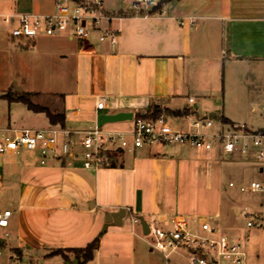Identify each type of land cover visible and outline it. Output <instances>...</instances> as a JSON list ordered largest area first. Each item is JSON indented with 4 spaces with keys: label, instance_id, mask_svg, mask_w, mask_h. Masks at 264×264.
<instances>
[{
    "label": "crops",
    "instance_id": "crops-1",
    "mask_svg": "<svg viewBox=\"0 0 264 264\" xmlns=\"http://www.w3.org/2000/svg\"><path fill=\"white\" fill-rule=\"evenodd\" d=\"M182 2L161 0L159 8L166 13L153 15L139 13L133 6L110 10L105 5L114 17L105 25L119 30L115 44L101 42L98 31H93L87 41L71 38L66 33L37 38L40 46L55 47L53 56L61 64L60 72L76 70L75 75L64 76L75 81V88L53 92L61 100L66 125L63 128L50 122V127L71 131L72 152L58 157L50 155L45 164L41 163L38 152L8 153L7 159L1 157L0 170L3 171L6 162L9 163L3 171L2 189L15 195L19 208L32 207L49 212V236L43 238L48 256L55 255L51 252L59 248L85 247L100 235L99 248L84 264L151 262L150 254L145 253L141 246L148 237L140 222L133 223L132 220L131 223L124 217L122 224L133 228L123 230L119 227L122 224H117L103 232L106 214L125 207L124 202L105 201V197L109 198L113 193L127 192L131 195L132 205L126 206L129 209L127 215L131 219L150 215L152 221L146 220L150 226L175 211L199 214L185 212L189 205L183 199L190 188L192 167L200 161L197 154L182 157L165 145H146L132 150L111 151L106 166L86 169L79 142L84 131L97 126L100 113L126 111L133 112L135 116L153 111L156 106L188 110L187 114L174 116L177 118L188 115L191 120L189 112L194 110L201 117L218 115L220 119H214L227 124V127L232 123H247L239 118V114L248 108L253 109V105L238 107L241 101L237 98L230 99L227 106L202 100L204 96L209 100L218 92L228 66L233 72L241 71L245 64L264 62V0H188L181 5ZM29 93L40 96L44 92L31 90ZM102 96L108 97L111 108L99 111L96 102ZM190 97L195 99L193 104L189 102ZM41 105L57 112L49 105ZM52 105L55 107V103ZM222 118H226L228 123ZM132 124V119L117 121L106 129H127ZM63 139L64 135L60 134L59 140ZM208 152L227 159V167L236 176L240 177L245 172L242 162L237 161L249 159L238 155L226 157L218 149ZM208 163L210 165L211 162ZM259 172L263 179L262 167ZM211 173L208 165L206 169H200L198 165L194 169L196 176L208 174L210 177ZM94 194L95 198L91 200ZM138 194L144 195L142 201H139ZM157 194L165 197L158 198ZM85 203L90 205L87 207ZM258 205L262 207L264 201ZM241 209L231 207L226 220L219 211L215 213L219 215L217 219L220 218L222 227L235 237L242 231L236 222ZM18 244L20 250L29 247L22 238ZM68 256V260L62 256L64 261L60 264H69L76 259L80 264L74 253L70 252Z\"/></svg>",
    "mask_w": 264,
    "mask_h": 264
},
{
    "label": "rangeland",
    "instance_id": "rangeland-1",
    "mask_svg": "<svg viewBox=\"0 0 264 264\" xmlns=\"http://www.w3.org/2000/svg\"><path fill=\"white\" fill-rule=\"evenodd\" d=\"M104 1L110 10L127 9L133 6V0ZM187 1L183 0L181 5ZM54 8L55 0H0V128L8 126L50 127L51 124L46 112L35 111L27 103L11 97H16L18 93L41 90L44 93L40 96L29 93L30 99L40 105H49L52 110L61 113V100L53 92L75 88V81L70 78L65 79L64 76L75 75L76 70L72 69L69 73L59 71L61 64L54 60L55 57L53 56L55 47L40 46L37 44L38 39L22 41L11 39L8 36V31L13 25L4 20L5 15L16 12H51ZM245 65L241 71L234 70L233 72L228 66L226 77H224L218 92L214 93V96L211 95L209 100L207 99L208 96H204L202 101L227 106L230 99L237 98L238 101H241L238 107L253 105V109L248 108L247 111H243L239 114V118L245 119L249 126L264 128V62L259 65ZM53 102L55 107H51L54 106L52 105ZM219 122H216V125L220 124ZM113 123L104 124V128H108ZM169 123L180 130L195 131L188 115L181 118L169 117ZM159 145L161 144L157 143L152 146L157 147ZM165 147L173 153L179 152L182 157L197 154L200 161H198L199 163L195 162L194 166L198 165L200 169H206L208 165L211 168L212 173L209 177L208 174L194 175L195 167H192L190 188L183 195V199L186 200L189 207L184 211L199 213L208 218L219 211L222 218L226 220L227 211H230L231 207L236 206L241 209L247 206V208L241 209V214L236 220L237 225L242 230L237 237L241 238L247 253L246 264H264V227L247 226L248 216L246 215V212H249L251 214L249 218L257 219L264 213V205L262 207L258 205L260 201H264V194L241 192L239 189L242 183H248L254 179L262 180L259 172L261 164L253 159L237 161V163L242 162L241 164L245 167V172L238 177L227 167V159L218 154L182 146L165 145ZM3 156L7 159L9 154L5 153ZM209 161L211 162L210 165ZM8 166L9 163L6 162L4 170ZM0 169L2 168L0 167ZM3 171L0 170V210L10 209L12 216L10 225L6 228H0V239L6 240L0 244V264L63 263L64 260L61 255L48 256V250L43 246L45 244L43 238L49 236L48 227L51 221L49 212L32 207L19 208V202L15 195L2 189ZM231 180L236 183L235 186L229 185ZM176 194L177 192L173 196L174 200L177 198ZM162 196L165 197L162 194L156 195L158 198ZM130 197L131 195L129 196L127 192H117L110 195L109 198L105 197V201L124 202L126 207L132 205ZM143 197L144 195L138 194L139 201H142ZM94 198L95 194L92 195L91 200ZM88 205L90 203L85 206L88 207ZM125 219L132 223L129 214L126 215ZM145 219L148 222L152 221L150 215H146ZM219 220L217 218L210 219L211 222L222 227ZM119 227L123 230L133 228L132 225H126V223L119 225ZM223 229L227 233V228L223 227ZM21 238L29 243L28 248L19 249L18 243ZM141 246L143 251L149 253L153 259L147 264H166L161 253L151 250L147 242H141ZM169 264H188L185 252L180 250L172 254Z\"/></svg>",
    "mask_w": 264,
    "mask_h": 264
},
{
    "label": "built area",
    "instance_id": "built-area-1",
    "mask_svg": "<svg viewBox=\"0 0 264 264\" xmlns=\"http://www.w3.org/2000/svg\"><path fill=\"white\" fill-rule=\"evenodd\" d=\"M161 0H133V8L145 15L165 14L160 9ZM105 7L104 0H55L51 12H16L4 16L12 23L8 31L11 39L34 40L66 33L71 38L87 41L93 31H98L101 42L118 41L119 30L105 25L113 19ZM194 103V97L189 98ZM97 110L111 108L108 97L102 96L96 102ZM191 125L195 131H184L169 123V115H155L152 111L133 116V124L127 129H105L98 126L83 132L80 145L83 149V167L101 169L108 162L111 151L132 150L133 148L162 144L182 146L206 151L220 150L223 155H238L256 160L264 170V129H253L247 123H232L227 127L222 123L216 127V120L201 117L190 110ZM63 134L64 139L59 140ZM71 131L50 127L46 129H0V164L5 153L22 151L38 152L41 163L48 156L55 157L72 152ZM230 186H235L231 181ZM241 192H260L264 194V178L252 180L239 186ZM129 209H127L128 211ZM247 226L264 227V213L257 219L249 218ZM12 211L0 210V228L10 225ZM199 214H185L175 211L158 219L150 226L146 242L151 250L161 253L169 264L172 254L182 250L188 264H246L247 253L241 239L224 232L223 227ZM133 223L140 222L136 216Z\"/></svg>",
    "mask_w": 264,
    "mask_h": 264
},
{
    "label": "trees",
    "instance_id": "trees-1",
    "mask_svg": "<svg viewBox=\"0 0 264 264\" xmlns=\"http://www.w3.org/2000/svg\"><path fill=\"white\" fill-rule=\"evenodd\" d=\"M167 2L170 0H166ZM18 100H21L28 104V106L35 111H45L50 119V122L54 125H59L60 127H65L66 125V114L64 112H52L47 107L34 103L30 97L29 93H18L16 97H11ZM153 114L158 115L161 113L170 114L173 116H179L183 114H187L188 110L185 109L184 111L179 110H172L169 108H162L160 106L154 107ZM139 114H136L137 116ZM224 122L228 123V120L226 118H222ZM109 158L111 159L112 156L109 155ZM2 242H0L1 244ZM100 246V235L95 237L91 242H89L85 247H69V248H59L51 252V254H61L65 259H69L68 253L72 252L74 253L79 259L80 264H84L86 261L90 260L94 256V252L99 248Z\"/></svg>",
    "mask_w": 264,
    "mask_h": 264
},
{
    "label": "water",
    "instance_id": "water-1",
    "mask_svg": "<svg viewBox=\"0 0 264 264\" xmlns=\"http://www.w3.org/2000/svg\"><path fill=\"white\" fill-rule=\"evenodd\" d=\"M134 116L133 112H126V111H121L117 113H100L97 116V126L101 128L104 124L108 122H117V121H123V120H128L132 119ZM211 118H217V120L220 119L218 115H211ZM127 215V208L126 207H121L119 210L112 211L106 214L105 217V223L103 227V232L107 231L108 227L111 225H117V224H122L124 217ZM140 223L143 227V232L145 234H148L150 232V225L146 221V219L141 216L140 218ZM4 239H0V241H3ZM69 264H79V261L76 259L75 261L69 263Z\"/></svg>",
    "mask_w": 264,
    "mask_h": 264
}]
</instances>
